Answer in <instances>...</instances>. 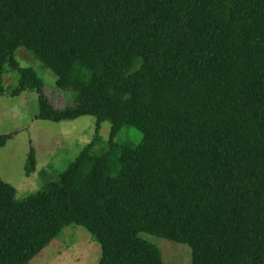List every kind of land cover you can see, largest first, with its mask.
<instances>
[{
    "label": "trees",
    "instance_id": "1",
    "mask_svg": "<svg viewBox=\"0 0 264 264\" xmlns=\"http://www.w3.org/2000/svg\"><path fill=\"white\" fill-rule=\"evenodd\" d=\"M19 49L73 104H53ZM7 67L37 119L94 116L96 135L23 201L0 178V264H28L71 225L98 264H165L142 234L189 246L191 264H264V0H0V97ZM125 127L138 146L116 143Z\"/></svg>",
    "mask_w": 264,
    "mask_h": 264
},
{
    "label": "rangeland",
    "instance_id": "2",
    "mask_svg": "<svg viewBox=\"0 0 264 264\" xmlns=\"http://www.w3.org/2000/svg\"><path fill=\"white\" fill-rule=\"evenodd\" d=\"M15 59L21 67L33 69L42 79L46 95L56 107L73 104V95L58 91L57 77L31 53L19 49ZM18 84V73L7 67L3 78L7 94L0 97V135L12 134V138L0 148V178L12 185L17 190V200L23 201L41 192L47 182L59 181L60 175L92 143L96 135V118L83 116L62 122L37 119V93L27 91L12 97L10 91ZM110 132L111 124L102 123L100 141L95 148L97 152L108 148ZM142 139V132L125 127L116 143L136 147ZM31 148L35 150L36 169L27 172ZM116 174L114 171L113 175ZM141 237L159 247L165 264H191L189 246L147 234ZM100 258L101 247L93 236L83 227L71 225L63 228L59 236L28 264H98Z\"/></svg>",
    "mask_w": 264,
    "mask_h": 264
}]
</instances>
